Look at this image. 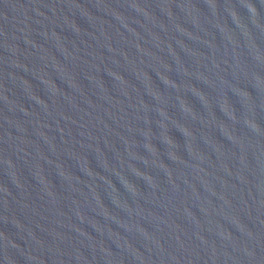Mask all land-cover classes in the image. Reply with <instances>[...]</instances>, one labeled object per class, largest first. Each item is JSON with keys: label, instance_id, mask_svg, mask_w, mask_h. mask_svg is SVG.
<instances>
[{"label": "water", "instance_id": "1", "mask_svg": "<svg viewBox=\"0 0 264 264\" xmlns=\"http://www.w3.org/2000/svg\"><path fill=\"white\" fill-rule=\"evenodd\" d=\"M0 264H264V0H0Z\"/></svg>", "mask_w": 264, "mask_h": 264}]
</instances>
